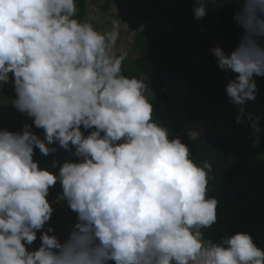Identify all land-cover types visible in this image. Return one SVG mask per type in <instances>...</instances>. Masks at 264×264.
Returning <instances> with one entry per match:
<instances>
[{"label": "clouds", "instance_id": "1", "mask_svg": "<svg viewBox=\"0 0 264 264\" xmlns=\"http://www.w3.org/2000/svg\"><path fill=\"white\" fill-rule=\"evenodd\" d=\"M231 2L195 0L194 17ZM233 19L243 29L237 48L211 52L237 74L226 93L240 124L264 77V0H240ZM120 35L118 20L101 31L79 19L77 0H0V86L13 87L7 103L32 120L0 129V264H264L250 233L205 236L220 204L209 195L212 164L158 121L144 75L124 74ZM247 118L259 133V118ZM57 144L79 158L54 161L58 174L34 160ZM58 183V200L77 214L65 239L46 228Z\"/></svg>", "mask_w": 264, "mask_h": 264}, {"label": "trees", "instance_id": "2", "mask_svg": "<svg viewBox=\"0 0 264 264\" xmlns=\"http://www.w3.org/2000/svg\"><path fill=\"white\" fill-rule=\"evenodd\" d=\"M144 1L138 0L139 7L145 5ZM181 2L183 5L186 3L189 9V29H186V32H166L154 37L150 35L149 30L139 32L133 45L136 57L124 62V74L130 77L144 75L145 82L153 92L149 91L148 95H152L150 99L154 103L158 121L169 129L170 134L173 120L180 121L175 137L181 138L189 147L197 162L207 160L212 164L209 195L217 198L220 204L218 221L211 229L204 230L205 236L215 242H222L223 226L232 223L231 235L238 232L250 233L257 245L264 247V197L250 201L251 207H247L240 194L236 196L240 201H236L229 190L231 181L250 178L252 170L250 146L246 137L247 115L244 116L243 123L236 122L239 106L230 103L226 93L228 80L234 79L237 74L221 70L211 52L212 48L219 46L230 54L239 45L243 29L236 24L233 17L240 0H232L220 9L209 4L208 15L203 20L194 17L195 0ZM77 5L78 18L82 20L86 14V0H77ZM173 14L171 12L163 19L158 17L156 21L173 23ZM149 18L153 17H145ZM180 61L190 63V67L176 69L175 63ZM255 80L259 89L257 98L261 103L264 99V77L257 76ZM178 102L182 103V118H179L178 111H175ZM253 113L258 115L256 109ZM171 115H175V118L166 123ZM211 119L215 122L224 120L226 137L206 130L192 138L184 129L185 126ZM28 124H32V120ZM23 125H7L4 128L20 132ZM32 131L41 139L44 138L42 129L33 126ZM89 131L91 130L85 131V135H88ZM260 136L264 150V118L261 120ZM55 147L57 151L49 156H42L39 149H36L34 160L39 162L41 168L56 172L59 167L53 166L54 161L60 166L65 161L79 162V158L73 155L74 148L69 152L58 144ZM252 206L257 208L251 209ZM47 227L49 226L46 225ZM37 241H40L39 233Z\"/></svg>", "mask_w": 264, "mask_h": 264}, {"label": "rangeland", "instance_id": "3", "mask_svg": "<svg viewBox=\"0 0 264 264\" xmlns=\"http://www.w3.org/2000/svg\"><path fill=\"white\" fill-rule=\"evenodd\" d=\"M185 3V2H184ZM143 7H139L138 0H86L85 17L82 20H87L96 26L99 30L105 31L112 27V21H119L120 40L117 42V52L124 50L128 53V59L124 62L131 61L136 57L133 45L135 44L136 35L143 31L149 30L152 37L166 32H179L189 29V9L186 3L183 5L181 0H145ZM186 6V7H184ZM188 9V10H187ZM81 11V10H80ZM174 13L173 23L158 22L156 19L161 17L162 19L169 13ZM192 15V13H191ZM147 16L153 18L145 19ZM182 21V24L180 23ZM147 22V23H146ZM149 22V23H148ZM190 67V63L180 61L175 63L176 69H187ZM176 92V91H175ZM15 93L11 85L5 87L4 91L0 86V128H4L7 125L25 124L31 121L30 118L19 113L10 103H7L6 98L9 100L14 98ZM152 95H149V97ZM6 97V98H5ZM175 111H178L179 118H182V103L178 102ZM256 109L257 114L253 113ZM248 113L253 114L259 118V127L261 129V120L264 118V99L259 103L258 98L255 101H248L245 105V115ZM175 115H171L166 123L172 122ZM177 120V119H176ZM173 120L174 124L171 126V135L176 136L179 130L180 121ZM224 120L215 122L213 119L203 122L195 123L185 126L186 132L195 138L204 133L206 130H210L214 133L222 134L226 137V131L224 126ZM246 124L247 141L250 146V160L252 162L251 177L241 179L239 181H231L229 183V190L232 197L236 201H240L236 198L240 194L243 199V203L247 207L250 206V201H255L260 197H264V150L261 142V131L256 133L251 127V121L248 120ZM259 137V143L254 144L256 138ZM59 170L55 173L58 174ZM230 181V180H229ZM227 181V182H229ZM62 195V187L58 183L55 187L50 189L49 199L55 209L52 220L49 227L55 229V234L61 239H65L67 233L77 221V214L70 210L66 202L59 201L58 198ZM257 206H252L251 209H256ZM232 223L225 224L222 230V237L231 236ZM41 241H37L31 246V250L38 249Z\"/></svg>", "mask_w": 264, "mask_h": 264}, {"label": "crops", "instance_id": "4", "mask_svg": "<svg viewBox=\"0 0 264 264\" xmlns=\"http://www.w3.org/2000/svg\"><path fill=\"white\" fill-rule=\"evenodd\" d=\"M50 196V195H49ZM48 199H51V197L50 198H48Z\"/></svg>", "mask_w": 264, "mask_h": 264}]
</instances>
